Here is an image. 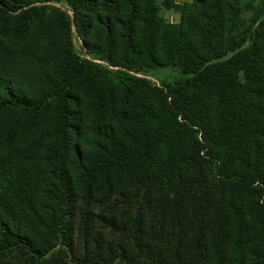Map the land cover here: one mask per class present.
<instances>
[{"label": "trees", "instance_id": "16d2710c", "mask_svg": "<svg viewBox=\"0 0 264 264\" xmlns=\"http://www.w3.org/2000/svg\"><path fill=\"white\" fill-rule=\"evenodd\" d=\"M54 1L0 0V264H264V0H66L105 65L24 50Z\"/></svg>", "mask_w": 264, "mask_h": 264}, {"label": "rangeland", "instance_id": "374dc122", "mask_svg": "<svg viewBox=\"0 0 264 264\" xmlns=\"http://www.w3.org/2000/svg\"><path fill=\"white\" fill-rule=\"evenodd\" d=\"M178 4H186L190 3L191 0H175ZM36 5L43 6L42 10H39L37 12L36 20L34 23L32 22L31 25L36 26L34 31L31 34H28L24 37L23 44L25 45V51L29 52L30 54H34L35 56H38L40 59H44V56L40 53L42 52L43 48L47 45L44 39H37L38 37V31L42 30V27L45 26L49 28V30L52 31V34H47V41L48 46L52 50L58 53L59 47H66V44L71 43L72 48L75 52V54L79 57L82 63L90 64L96 63V64H103L101 61L93 59L86 51L82 38L79 35V33L76 30L75 27V20H74V12L71 9L69 3L66 0H59L54 2H48L45 4L37 3ZM15 20L12 24L13 26L12 31L16 33V30L20 28V20L18 21V12L13 13ZM159 16L163 18L168 23L177 24L180 20V14L175 12L174 10H167L165 8H161L159 11ZM68 27L67 33L62 31V33L59 31V28L61 27V30H63L62 26ZM33 29V27H32ZM66 31V30H65ZM45 38V37H43ZM58 56V54H57ZM58 59V57H57ZM60 62V61H58ZM43 66L46 65V62L42 63ZM47 70L52 69V65L48 66L46 68ZM136 75V74H135ZM136 76L142 78L144 77L146 80H149L152 85L161 86L162 81H172L174 78L176 79L178 77V72L173 69H163L158 71H150L146 73H140ZM21 78L23 79V83L26 84V76L25 72L23 71L21 73ZM15 84L17 85L18 80L14 78ZM78 82H76L77 84ZM42 90L41 84L39 82L32 85L30 88V91L27 92L29 94H32L34 96L33 92H40ZM83 91V90H82ZM83 93H85L83 91ZM87 99V98H86ZM88 100V99H87ZM81 110V109H80ZM83 111H86L83 109ZM88 116V122L89 124H92L94 122H97L101 125L106 124L109 122L108 117H101L99 115H96L92 109H89L86 113ZM99 116V117H98ZM95 126H99L98 124H95ZM89 125L84 126V132L87 133L90 129H87ZM36 128H45L44 123H40ZM42 133L41 130L36 131L34 134ZM92 136L85 137V139H80V141H86L87 139L90 140Z\"/></svg>", "mask_w": 264, "mask_h": 264}]
</instances>
